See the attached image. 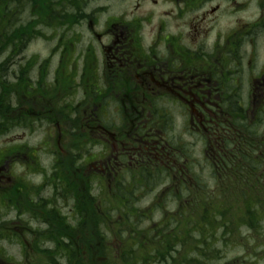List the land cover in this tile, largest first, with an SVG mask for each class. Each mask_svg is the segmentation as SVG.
Masks as SVG:
<instances>
[{
    "label": "flooded vegetation",
    "instance_id": "flooded-vegetation-1",
    "mask_svg": "<svg viewBox=\"0 0 264 264\" xmlns=\"http://www.w3.org/2000/svg\"><path fill=\"white\" fill-rule=\"evenodd\" d=\"M103 2L0 0V130H21L26 136L44 131L41 145L21 142L14 156L4 149L0 210L7 205L4 195L18 194L12 229L30 225L38 241L55 238L51 230L60 218L69 225L76 221L66 196L58 200L67 212L56 207L54 191H67L58 178L61 186H55L53 167L62 161L54 156L58 143L50 129L61 138L68 127L62 114L92 96L98 102L90 107L105 118L111 114L112 121L98 122L96 145L75 171L84 192L89 175L111 179L116 189L121 178L141 171L183 175L182 150L172 147H180V141L169 136L171 114L180 111L189 114L187 135L203 132L212 140L213 161L221 145L232 155L246 150V142H256L259 178H264V0H135L122 15ZM160 5L168 9L160 11ZM83 32L94 36L98 52L91 43L77 52ZM39 43L59 52L56 64L27 58L29 46ZM247 119L250 137L234 126ZM13 166L22 174H9ZM256 233L260 264L264 221Z\"/></svg>",
    "mask_w": 264,
    "mask_h": 264
},
{
    "label": "trees",
    "instance_id": "trees-1",
    "mask_svg": "<svg viewBox=\"0 0 264 264\" xmlns=\"http://www.w3.org/2000/svg\"><path fill=\"white\" fill-rule=\"evenodd\" d=\"M97 102L98 100L93 96L89 97L81 103V106L77 107L73 103L71 111L68 112V110L66 114H62L64 120L68 122V127L62 131V146L67 153L60 157L62 162L55 164L52 172L55 186H61L58 185V179H60L67 192L58 190L54 192L57 199L60 195L62 199L65 196L69 199L76 221L69 225L63 218H60L58 209H55L56 220L60 218L61 222H56L51 230L55 238L51 242H39L49 243V247L52 248L42 249L39 243L37 248L40 258H43L42 256L46 258L45 264H149L152 259L170 261L169 263L173 264H195L193 261L196 258L194 257L201 261L207 259L208 264H211L210 260L222 258V253L215 247L216 243L226 244L236 239L247 240L252 235L258 234L256 231L264 221V178H259V146L256 142H246V150L240 152V149L234 150L232 155L226 154L221 145L217 159L213 161L208 156L207 159L210 160L209 164L212 168L213 187L203 185L199 177L195 179L191 177L189 172H192V166L189 159L195 158L193 150L178 147L176 143H173V148L182 150L187 171H183L182 177L171 178L173 175L166 172H156V174L151 171L145 174L146 171H141L138 176L133 178L130 176L122 183L118 199L114 196L113 189L109 190L101 182L97 185L99 188V192L95 193L97 197H93L94 181L88 177L84 192L82 179L79 175H75V171L80 170L81 160L89 157L91 148L96 145L94 133L98 122L103 121L110 124L112 121L111 114L105 118L100 115V112L90 107V103L95 106ZM244 123L246 124H243L241 120H236L234 126L236 125L235 127L244 133L247 130L246 133L250 137L252 129L249 120L247 119ZM10 131L12 130H0V135L8 134ZM20 150L19 147H10L7 149V154L14 156ZM189 176L190 187L187 183ZM161 177L162 180H160ZM167 180H175L173 185L176 188L171 191L175 190L178 194L175 192L174 194L180 196L182 193L190 192L189 202L173 201L178 214L174 218L168 217L169 221L166 220L160 225L154 237L153 235L148 236L149 234L140 236L133 228L131 235L127 237L128 240L123 242L120 238L121 234L113 230V226L116 223L120 225V222L111 220L112 210L117 209L121 213V222L141 220L145 216L140 215L139 210L134 208L130 188L133 187L136 190L143 188L144 192L145 182L153 188L157 186L155 183L158 181L163 183ZM197 186L202 192L201 196L198 190L196 193ZM171 191L166 194L169 195L168 200L172 198ZM14 194L16 193L12 191L9 205L15 204L12 200ZM214 199L218 201L215 202ZM152 209L154 210L155 207ZM169 223H175L170 230ZM6 229V224H0V240L9 236ZM241 230L249 234H241ZM217 232L221 233L222 241L214 240ZM113 234L120 238L118 249L109 241V237ZM195 234L197 238L194 237ZM12 235L17 238L16 234ZM136 235L138 236L135 237ZM178 235H181L185 241H177L179 240ZM133 239L137 242L135 247H133ZM188 250L195 251L196 254L190 257ZM30 259L25 255L24 264H42L39 262V256L34 261Z\"/></svg>",
    "mask_w": 264,
    "mask_h": 264
},
{
    "label": "rangeland",
    "instance_id": "rangeland-1",
    "mask_svg": "<svg viewBox=\"0 0 264 264\" xmlns=\"http://www.w3.org/2000/svg\"><path fill=\"white\" fill-rule=\"evenodd\" d=\"M135 3V0H120L118 3L117 0H104L103 6H105L110 12H113L115 10H118V13L120 15L129 13V11L132 10L133 5ZM102 4V3H101ZM168 9V6L166 5H160L159 10L163 11ZM142 10L144 12H147L149 10V6L147 2L145 1L142 4ZM191 17V16H190ZM189 17V19H190ZM187 20V19H185ZM60 34L57 32L56 34V42H58V36ZM96 38V37H95ZM94 36L86 33H82L80 35L79 41H77V52H81L84 50V48L87 46L88 43L92 44V47L96 52H98L97 47L99 45L94 41L93 43ZM56 48V47H55ZM26 56H29L27 58L32 57L33 55L38 56L39 59H48L52 61V64H56L59 60V52L58 51H53V45L50 47H45L42 46L41 43L39 44H34L29 46L26 54ZM247 101H249L250 105L252 104L253 100H250V98H247ZM179 112V115L172 113L171 117L173 119V126L174 128L172 129V132L169 133L170 135H173L174 139H179L180 141V147L187 148L188 150H193L195 158L193 160L189 159V163L192 166V172H189L191 177L194 179L196 177H199V179L202 181L203 185H206L208 187H213V179H212V168L210 166L208 160V152H209V142L210 139L207 136L206 133L196 136V137H191L190 135H187V121L189 114L188 112L183 111ZM56 130L54 128L50 129V134H51V139H53L56 136ZM25 132L21 130H12L8 134L5 135H0V157L1 154H4V149H8L10 147H19L21 142H27L30 145H41L40 140L42 139V136L44 134V131H35V134L32 136H26L24 135ZM200 134V133H199ZM208 140V141H207ZM49 160V157H47ZM94 167V166H93ZM92 167V169H93ZM20 168L13 166L9 170V174L12 176L16 175H21L20 173ZM130 176H127L125 178H121L120 182L123 183L125 182ZM162 180V177L161 179ZM175 180H167L163 183L161 181H158L155 183L157 185L156 187L151 188L147 182L144 184V192L143 188L136 190L133 187L130 188L129 192L132 193V200L134 203V208L139 210L140 215H144L141 220H131L129 222H121V213L117 209H113L112 214H111V220L117 221L119 220L120 225L116 223L113 226V230L115 233H120L122 237L123 242L127 241V237L131 235V231L133 228L138 232V235L144 236L149 234L148 236H155V232L158 230L160 227V224H157V222L163 221L162 215L165 214V216L169 217L170 215L174 214L176 212V206L173 204V201L179 202L182 201V203H187L189 202L188 200L191 198L190 197V192H185L182 193L180 196L176 195L178 194L177 191L174 190V192L171 191V189L176 188L173 185V182ZM187 183L188 186L190 187L191 181H190V176L187 178ZM169 187L167 190L165 188ZM196 189V188H195ZM198 190V186L196 189V193ZM212 190V189H211ZM168 191L172 192V198L167 199L169 195H166ZM143 192V193H142ZM51 192H49L50 194ZM199 196L202 195L201 190H198ZM44 196V195H43ZM93 197H97V194L92 193ZM177 197L174 199V197ZM99 197V195H98ZM115 197L118 199L119 194H115ZM56 198V196H55ZM218 199V198H216ZM214 199L215 202L218 200ZM56 207L59 208L60 212L64 215L68 208H63L62 203H59V200L56 198ZM213 202V200H212ZM180 203V202H179ZM155 207V210L153 211H148L149 208ZM151 213V214H150ZM73 214V213H72ZM169 215V216H168ZM216 215V213H215ZM164 218H167L165 217ZM0 219L1 220H14L15 219V212L14 210L11 209H3L0 210ZM169 230L174 227V224H168ZM241 234H249V232H245L244 230H241ZM136 235L135 237H137ZM233 235V234H232ZM231 235V236H232ZM251 236V234L249 235ZM195 238H197V235H194ZM120 238L115 236L114 234L109 237V241L112 242L113 246L118 249L120 246ZM234 237L232 238V240ZM215 241H222L223 237L221 236L220 232H217L215 238ZM134 241V246H137V242L135 239ZM185 241V240H181ZM180 242V241H179ZM177 242V243H179ZM42 247V249L46 248H52L49 247V243H39ZM28 245V244H27ZM180 245V244H179ZM258 242L255 236L249 237L247 240L246 239H236L235 241H231L228 243H223L219 242L215 244V247L221 252L222 257L221 259L217 260H210L211 264H259V248H258ZM248 249V251L246 250ZM187 253L190 255V257H193L195 255V251L188 250ZM154 256V255H153ZM188 256V255H187ZM43 258H40L39 254V262L42 264H45L46 258L42 256ZM195 261H193L195 264H208L207 259H203V261L198 260L197 257ZM3 260L7 261H12L15 264H24V258L22 257L20 253V247L18 246L17 243L14 241H9L6 239L0 240V264H5ZM168 262H163L157 259H152L149 261V264H173ZM264 264V261L262 263Z\"/></svg>",
    "mask_w": 264,
    "mask_h": 264
}]
</instances>
